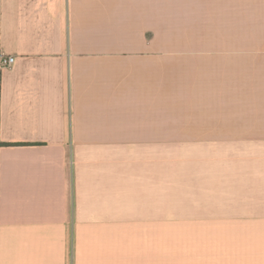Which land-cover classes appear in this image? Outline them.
<instances>
[{"label":"crops","instance_id":"obj_1","mask_svg":"<svg viewBox=\"0 0 264 264\" xmlns=\"http://www.w3.org/2000/svg\"><path fill=\"white\" fill-rule=\"evenodd\" d=\"M0 53V264H264V0H0Z\"/></svg>","mask_w":264,"mask_h":264},{"label":"rangeland","instance_id":"obj_2","mask_svg":"<svg viewBox=\"0 0 264 264\" xmlns=\"http://www.w3.org/2000/svg\"><path fill=\"white\" fill-rule=\"evenodd\" d=\"M175 80L178 81L180 79H175ZM170 94L168 95L165 90L160 91V103H163L165 105L167 101H170V98H169V97H171ZM174 101H176L177 103L182 102V99H181V88L178 87V85H176V87H174Z\"/></svg>","mask_w":264,"mask_h":264},{"label":"built area","instance_id":"obj_3","mask_svg":"<svg viewBox=\"0 0 264 264\" xmlns=\"http://www.w3.org/2000/svg\"><path fill=\"white\" fill-rule=\"evenodd\" d=\"M14 56H5L3 53H0V73L2 69L11 67L14 63Z\"/></svg>","mask_w":264,"mask_h":264}]
</instances>
